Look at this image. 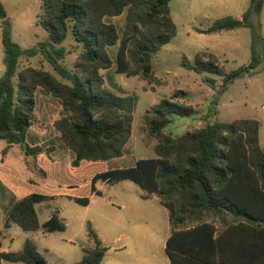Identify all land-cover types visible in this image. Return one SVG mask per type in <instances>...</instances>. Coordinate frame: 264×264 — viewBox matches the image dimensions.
<instances>
[{"label": "trees", "instance_id": "obj_1", "mask_svg": "<svg viewBox=\"0 0 264 264\" xmlns=\"http://www.w3.org/2000/svg\"><path fill=\"white\" fill-rule=\"evenodd\" d=\"M171 1L44 0L38 22L49 31L50 41L23 49L13 40L12 26L0 0L6 66L0 77V140H5L8 147L21 145L28 155L40 153V148L30 147L29 132L36 120L37 93L41 88L62 104V117L54 126L60 140L74 154V166L83 161L121 158L132 135L138 97L126 94L111 76L106 81L103 71L115 65L116 73L157 81L153 57L178 33ZM263 4L264 0H251L242 19L226 16L207 30H198L210 34L251 27V61L247 66L227 74L218 57L204 51L196 55L194 63L184 57L183 65L224 77V87L256 69L262 63L264 48L263 38L251 19L260 14ZM123 16L125 22L120 29L114 20ZM69 35L81 47L72 69L60 62L66 56L62 43ZM116 46L114 61L110 49ZM39 53L69 83L33 67L18 72L23 57ZM180 93L162 100L145 117L149 133L158 139L157 157L137 160L131 167L98 172L91 179L92 191L102 194L96 188L100 180H130L144 190L146 197L156 196L170 213L166 253L171 264H264V148L259 122L217 121L180 137L167 135L164 130L172 115L194 113L191 106L174 101ZM0 187L4 189L1 183ZM51 198L41 193L13 198L6 211L5 226L16 223L27 232L65 231L66 225L58 214L40 222L35 206ZM74 199L82 206L90 204L88 197ZM1 220L0 208V223ZM87 235L90 246L74 264H102L108 249L91 223ZM4 261L48 264L31 240L24 242L19 253L0 251V264Z\"/></svg>", "mask_w": 264, "mask_h": 264}, {"label": "rangeland", "instance_id": "obj_2", "mask_svg": "<svg viewBox=\"0 0 264 264\" xmlns=\"http://www.w3.org/2000/svg\"><path fill=\"white\" fill-rule=\"evenodd\" d=\"M250 2L172 0L171 12L178 33L153 57L157 81L149 82L140 76L128 77L116 73L115 65L109 71H103L106 81L111 76L126 94L138 97L131 138L122 158L115 161L98 164L84 161L80 166H74V156L60 140L54 126L62 117V104L39 88L36 120L29 132V144L41 151L36 157L16 145L10 155V151L3 154L6 141L0 140V181L14 190L10 182L17 179L15 183L17 181L21 192H42L54 199L65 193L84 197L91 191V178L97 169L131 167L137 160L157 157L155 146L158 139L149 133L145 117L162 100H170L180 91L182 94L174 101L191 106L194 113L189 116L172 115L170 124L164 130L167 135L180 137L217 121L231 123L237 119H254L259 122L260 143L264 148V54L262 63L256 69L239 76L227 87L223 86L224 77L197 72L183 65L184 57L194 63L196 55L204 51L215 54L227 74L247 66L251 61V27L210 34L198 30H207L220 18L243 15ZM44 3V0H9L4 5L13 28V40L23 49L50 41L49 31L38 22ZM114 21L121 29L125 16ZM251 22L262 36L264 48V4L260 14L254 15ZM62 46L66 49V56L60 62L72 69L81 47L71 35ZM110 52L115 61L117 46ZM4 58L5 54L1 52L0 77L6 70ZM27 67L51 73L60 81L69 83L42 53L32 58L23 57L18 72ZM75 179H80V182L76 183ZM73 185L74 188L83 187L75 190L71 187ZM97 187L102 194L95 195V201L88 207L64 196L36 205L41 223L59 213L64 218L67 229L52 233H44L43 230L27 232L15 223L6 228V211L11 194L8 190L3 194L0 187V251L19 253L24 242L31 240L48 264H74L81 260L85 248L90 246L87 228L91 223L108 249L102 264H171L166 253V241L171 233L170 213L159 199L146 197L144 190L130 180L117 183L100 180ZM3 264L24 263L4 261Z\"/></svg>", "mask_w": 264, "mask_h": 264}, {"label": "crops", "instance_id": "obj_3", "mask_svg": "<svg viewBox=\"0 0 264 264\" xmlns=\"http://www.w3.org/2000/svg\"><path fill=\"white\" fill-rule=\"evenodd\" d=\"M2 1V3H3V5H5V3L7 2V1H9V0H1ZM251 1V0H250ZM5 7V6H4ZM244 14V13H243ZM242 16L243 15H241V16H237V18L238 19H242ZM173 17V16H172ZM12 35H13V28H12ZM1 52H4V48H3V43H2V28H1V26H0V53ZM202 52V51H201ZM23 59V58H22ZM2 77V76H1ZM17 144H14V145H11V146H9L8 147V143L6 142V144H5V146L6 147H8L7 148V151L6 152H4V150H5V148L6 147H4V149H3V154H7V153H9V151H10V153H9V155L11 154V152L13 151V149H14V147L16 146ZM30 145V144H29ZM21 146V145H20ZM31 147V146H30ZM67 148V147H66ZM70 150V149H69ZM70 152H72L71 150H70ZM73 154V153H72ZM73 156H74V154H73ZM37 157V156H36ZM122 158V157H121ZM119 159V158H118ZM115 160H117V159H114V160H111V161H115ZM111 161H108V162H111ZM84 162V161H83ZM88 162V161H87ZM90 163H93V164H98V163H106V162H90ZM136 163V162H135ZM81 165V164H80ZM135 165V164H134ZM99 166H102V165H99ZM78 167V166H77ZM112 169V168H111ZM106 170H109V169H105V168H101V169H97V172L95 173V174H97L98 172H102V171H106ZM79 176H81V175H79ZM74 178V177H73ZM77 178H80V177H77ZM92 178H93V176H92ZM91 178V179H92ZM15 180H17V179H12V181L10 182V186L14 189V190H11V189H9V187L6 185V183H2V181H0V183L3 185V187H4V189H2V192H3V194L5 193V191H10V197H9V203H8V206H10V204H11V201H12V199L13 198H15V199H22V198H24L25 196H28V195H30V194H32V193H41V194H45V193H42V192H28V193H24V192H21L20 191V188H18V186H17V181H16V183H15ZM73 181H74V179H72ZM75 180H77V182L76 183H79L80 182V179L78 180V179H75ZM98 183V182H97ZM97 183H96V188H97V190L98 191H100L101 192V190H99V188L97 187ZM74 186L75 185H73V186H71L72 188H74ZM87 185H85V187H86ZM81 187H83V186H81L80 185V187H75L74 189L75 190H80L81 189ZM71 189V188H70ZM90 189H91V191L89 192V193H87L86 194V196H84V197H88L89 199H90V204L89 205H91L95 200H94V198H95V195H97L95 192H93L92 191V188H91V184H90ZM72 191H73V189H71ZM83 193H86V192H84L83 191ZM102 193V192H101ZM6 195V194H5ZM45 195H48V194H45ZM48 196H50V195H48ZM59 196H61V197H67V198H69V199H72V200H74L75 201V199L74 198H77L78 196H74V195H71L70 193L68 194V193H65L64 195H62V194H60V195H57V196H55V199L54 198H51L50 200H48V201H51V200H57V198L59 197ZM50 197H52V196H50ZM156 197V196H155ZM47 201V202H48ZM37 205V204H36ZM88 205V206H89ZM88 206H86V207H88ZM36 207V206H35ZM2 210V209H1ZM58 216H59V218L61 219V221L63 222V220H64V218L61 216V214L59 213L58 214ZM40 219V218H39ZM2 221V220H1ZM6 222H7V220H6ZM5 222V223H6ZM45 223V222H44ZM64 223V222H63ZM12 224L13 223H10V225H9V228H11L12 227ZM16 224V223H15ZM43 224V223H42ZM65 224V223H64ZM18 225V224H17ZM66 225V224H65ZM6 228H8V227H6ZM66 229H67V225H66ZM34 232H36V231H34ZM43 232L44 233H46L44 230H43ZM2 251H6V250H2ZM6 252H10V251H6Z\"/></svg>", "mask_w": 264, "mask_h": 264}, {"label": "water", "instance_id": "obj_4", "mask_svg": "<svg viewBox=\"0 0 264 264\" xmlns=\"http://www.w3.org/2000/svg\"><path fill=\"white\" fill-rule=\"evenodd\" d=\"M24 146L26 147L27 146V143H24Z\"/></svg>", "mask_w": 264, "mask_h": 264}]
</instances>
